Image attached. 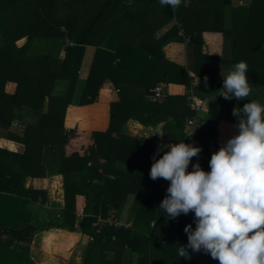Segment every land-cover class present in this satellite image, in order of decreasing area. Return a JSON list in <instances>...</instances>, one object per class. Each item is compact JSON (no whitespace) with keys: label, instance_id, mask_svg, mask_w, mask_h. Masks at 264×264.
<instances>
[{"label":"trees","instance_id":"16d2710c","mask_svg":"<svg viewBox=\"0 0 264 264\" xmlns=\"http://www.w3.org/2000/svg\"><path fill=\"white\" fill-rule=\"evenodd\" d=\"M230 4L187 0L185 6L182 0L174 10L159 0H0V129L25 147L22 153L0 148V157L12 155L19 166L7 171L0 159V189L3 179L25 194L27 176L60 174L63 180L61 221L36 222L34 227L23 222L25 245L35 232L57 226L91 238L82 264H215L191 249L190 259L179 257L178 246L187 244L185 226L195 228L194 213L167 219L159 204L169 182L149 177L157 145L123 129L129 120L161 125L166 142L200 147L208 157L201 167L210 171L212 153L236 133L234 126L222 124H236L233 108L248 102L219 96L221 68L231 70L244 61L251 87L264 86V0H249L245 23L224 58L220 37ZM185 38L187 67L168 60L163 50ZM37 39L62 41L63 56L54 55L61 45L32 53ZM87 46L94 47L93 57L75 104ZM8 81L15 83L12 92L4 88ZM191 84L210 94L199 98L197 111L186 98ZM157 86L162 96L152 99ZM107 89L109 97L102 98ZM24 110L33 112L32 121L22 123ZM195 115L202 123L186 132L187 119ZM14 121L24 127L12 131ZM144 129L130 125L132 132L151 138ZM130 194L133 219L127 227L116 221ZM2 203L0 211L14 214L11 201ZM9 224L0 220V225Z\"/></svg>","mask_w":264,"mask_h":264},{"label":"clouds","instance_id":"9594fccd","mask_svg":"<svg viewBox=\"0 0 264 264\" xmlns=\"http://www.w3.org/2000/svg\"><path fill=\"white\" fill-rule=\"evenodd\" d=\"M159 3L175 10L182 0ZM247 72V63L241 61L226 75L221 73L219 96L246 100L252 93ZM232 115L237 118L236 134L212 153L210 171L199 161L188 171L202 149L183 141L157 146L149 177L169 182L159 204L167 219L194 213L195 228L185 226L187 244L178 246L180 258L190 259L191 249L218 264H264V105L253 100L234 107Z\"/></svg>","mask_w":264,"mask_h":264},{"label":"crops","instance_id":"0c3cea01","mask_svg":"<svg viewBox=\"0 0 264 264\" xmlns=\"http://www.w3.org/2000/svg\"><path fill=\"white\" fill-rule=\"evenodd\" d=\"M248 3L249 0H231L230 6L225 9L224 31L226 32L223 33L224 36L222 35L220 37V54L222 57L224 56V58H227L224 51L225 49H230L233 35H235V32L240 30L241 26L245 23ZM187 45L188 38H185V41L183 42H169L163 47L166 58L177 65L187 67L189 62ZM93 52L94 47H86L80 70L81 73L84 74L83 76H80L79 80H81V83L85 74H87L93 57ZM229 71L230 69L227 66H223L221 68V73L224 75H226ZM107 90V97H109L110 91L109 89ZM12 91H14V89L8 92ZM194 92L197 98L203 97L204 94H206V96L210 95L208 94L209 92L198 87V85L194 86ZM103 96L104 94L101 97L106 98ZM114 97L115 95H113V98ZM246 100L248 102L255 100L264 105V86L256 85L252 87V93ZM17 124L18 122H13L10 129L12 131L17 130ZM130 125L132 127L138 125L143 129L145 128L155 130L153 132H159V135L155 137L151 136L152 139L156 140L154 144L157 146L159 144H169V142H166L161 135V125L150 127L141 125L135 120H129L127 122L125 126V128L127 127V131L124 128L123 133L143 141L145 140L146 142L151 141L142 137L141 139L139 135L131 133L129 131ZM222 125L224 128L225 126L233 128L235 124L223 123ZM230 131H232V129H230ZM5 132V130L0 129V148L13 153H22L25 149L24 145L18 141L7 138L4 134ZM223 135H225V133ZM1 156L2 157H0V159L5 162V169L7 171L11 169L13 171H17L19 169V166L14 163L15 161L12 159V155L1 153ZM207 159V155L199 153L198 157L192 158L188 171L192 170V164L199 161L200 165H202ZM119 165L125 169H134L132 166L127 164L120 163ZM1 185L0 209L4 207L3 205L5 203H2L3 201H11L15 212L13 214L10 213V210L7 212L0 211V220L10 222L8 227L3 226L5 223L0 225V264H27L29 259L33 262V264H82L87 239H91L90 237H87L79 231H70L62 227L53 226L48 229L35 232L27 246L23 242V231L20 229L23 222H26L29 226L34 227L36 222L46 223L61 221L64 206L62 175L53 174L45 177L27 176L23 181V188L28 190L27 194L20 193L17 189L13 190L11 188L12 184L9 183L8 180L3 179V181H1ZM132 200L133 195H128L127 200L119 214V219L116 221L127 227L131 226L133 219V213L131 211ZM112 215L113 213L111 216ZM105 221L106 220H104V222ZM11 224H13V227ZM203 255V258H209L214 261L215 264H218V261L213 260L210 255L204 253ZM110 256L111 254L107 251V257ZM136 258L137 254L133 253L131 260H133L134 263Z\"/></svg>","mask_w":264,"mask_h":264},{"label":"rangeland","instance_id":"374dc122","mask_svg":"<svg viewBox=\"0 0 264 264\" xmlns=\"http://www.w3.org/2000/svg\"><path fill=\"white\" fill-rule=\"evenodd\" d=\"M60 12L58 11L57 12V14H59ZM55 46V45H61L60 47H59V49H58V51L54 54V55H56V56H58V57H62L63 56V53H64V46H63V44H62V41H61V43L60 42H53V41H42V40H35V42L33 43V45H32V47H31V52L32 53H41V52H44L46 49H51V47L52 46ZM83 76L84 74H82L81 73V71L79 72V78H78V84H77V87H76V90H75V93H74V98H73V102L76 104V103H78V101H79V99H80V95H81V89H82V86H83V83H84V81H85V77H86V75L87 74H85V77L83 78V81H82V83H81V80H79L80 79V76ZM195 85H197V84H195ZM4 88H5V90L6 91H10V90H12V89H14L15 88V83L14 82H11V81H8V82H6V84H5V86H4ZM108 93V92H107ZM106 93V95L104 94V96L103 97H107L108 96V94ZM102 94V95H103ZM204 96H206V94H204ZM27 109V108H26ZM27 111V112H26ZM24 110V112L22 113V123H25V122H30V121H32L33 119H34V114H33V112L32 111H29V110ZM14 122H16V121H14ZM16 127H18V129H22L24 126L21 124V123H19L18 122V124L16 125ZM127 128V127H126ZM125 128V129H126ZM145 130V129H144ZM160 130V129H159ZM126 131H127V129H126ZM131 133H133V134H136V133H134V132H132V130H129ZM153 131H155V130H149V129H146L145 130V132L149 135V136H152V137H155V136H157V135H159V132H153ZM136 135H139V134H136ZM161 135H162V130H161ZM140 136V138L142 137V138H144V139H148V141H151V142H153V143H155L156 142V140L155 139H152V138H148V137H144V136H142V135H139ZM141 138V139H142ZM145 141V140H144ZM112 214V211L110 212V215ZM66 229V228H65ZM88 237V236H87ZM89 239V238H88ZM88 239H87V241H88ZM83 255H84V253H83Z\"/></svg>","mask_w":264,"mask_h":264},{"label":"built area","instance_id":"2783aa9c","mask_svg":"<svg viewBox=\"0 0 264 264\" xmlns=\"http://www.w3.org/2000/svg\"><path fill=\"white\" fill-rule=\"evenodd\" d=\"M194 86L195 84H191L189 87L186 88V98L190 106H192L196 111L199 109V104L195 92H194ZM162 96V88L160 86H157L155 88V92L153 94L152 99H158ZM202 122L197 117V115L189 117L186 121L185 131L189 132L193 127L200 125Z\"/></svg>","mask_w":264,"mask_h":264}]
</instances>
